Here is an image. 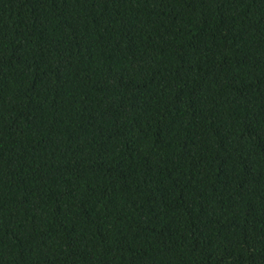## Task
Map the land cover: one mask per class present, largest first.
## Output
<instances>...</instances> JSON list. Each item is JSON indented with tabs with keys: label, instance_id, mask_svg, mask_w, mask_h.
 Segmentation results:
<instances>
[{
	"label": "trees",
	"instance_id": "trees-1",
	"mask_svg": "<svg viewBox=\"0 0 264 264\" xmlns=\"http://www.w3.org/2000/svg\"><path fill=\"white\" fill-rule=\"evenodd\" d=\"M0 264H264V0H0Z\"/></svg>",
	"mask_w": 264,
	"mask_h": 264
}]
</instances>
